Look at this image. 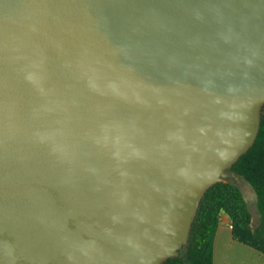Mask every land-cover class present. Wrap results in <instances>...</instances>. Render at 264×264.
Returning a JSON list of instances; mask_svg holds the SVG:
<instances>
[{
	"label": "water",
	"instance_id": "1",
	"mask_svg": "<svg viewBox=\"0 0 264 264\" xmlns=\"http://www.w3.org/2000/svg\"><path fill=\"white\" fill-rule=\"evenodd\" d=\"M263 105L264 0H0V264L177 257Z\"/></svg>",
	"mask_w": 264,
	"mask_h": 264
},
{
	"label": "trees",
	"instance_id": "2",
	"mask_svg": "<svg viewBox=\"0 0 264 264\" xmlns=\"http://www.w3.org/2000/svg\"><path fill=\"white\" fill-rule=\"evenodd\" d=\"M226 173L230 176L212 185L201 198L183 251L161 264H213L212 244L221 215L229 219L234 241L264 254V105L252 146ZM235 179L244 181L255 194L259 215L255 227Z\"/></svg>",
	"mask_w": 264,
	"mask_h": 264
},
{
	"label": "crops",
	"instance_id": "3",
	"mask_svg": "<svg viewBox=\"0 0 264 264\" xmlns=\"http://www.w3.org/2000/svg\"><path fill=\"white\" fill-rule=\"evenodd\" d=\"M255 227V226H254ZM213 264H264V254L232 239L230 221L221 215L212 244Z\"/></svg>",
	"mask_w": 264,
	"mask_h": 264
},
{
	"label": "rangeland",
	"instance_id": "4",
	"mask_svg": "<svg viewBox=\"0 0 264 264\" xmlns=\"http://www.w3.org/2000/svg\"><path fill=\"white\" fill-rule=\"evenodd\" d=\"M235 184L238 186V188L240 189L244 197V200L247 205V209L252 217V226L254 227L258 224V221H259V215L256 209L255 194L253 190L250 188V186L246 184L244 181L236 179Z\"/></svg>",
	"mask_w": 264,
	"mask_h": 264
}]
</instances>
